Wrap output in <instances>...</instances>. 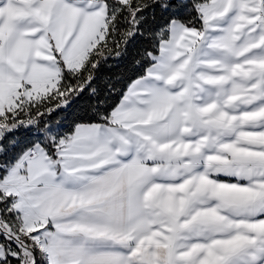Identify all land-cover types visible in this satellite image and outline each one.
Wrapping results in <instances>:
<instances>
[{
    "label": "snow or ice",
    "instance_id": "snow-or-ice-1",
    "mask_svg": "<svg viewBox=\"0 0 264 264\" xmlns=\"http://www.w3.org/2000/svg\"><path fill=\"white\" fill-rule=\"evenodd\" d=\"M0 264H264V0H0Z\"/></svg>",
    "mask_w": 264,
    "mask_h": 264
}]
</instances>
